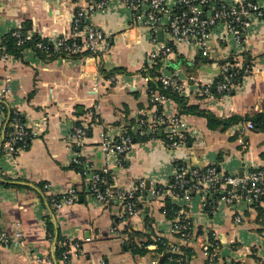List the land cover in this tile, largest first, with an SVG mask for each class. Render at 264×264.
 I'll return each mask as SVG.
<instances>
[{
    "label": "crops",
    "instance_id": "obj_1",
    "mask_svg": "<svg viewBox=\"0 0 264 264\" xmlns=\"http://www.w3.org/2000/svg\"><path fill=\"white\" fill-rule=\"evenodd\" d=\"M91 1L0 0V36L18 28L29 36L69 38L75 8ZM88 24L109 36L108 49L95 57L63 56L44 62L26 49L20 58L0 62V87L10 80L6 104L21 113L28 129L38 132L27 148L8 152L3 145L8 121L0 113V229L12 235L20 223L24 235L21 248L0 247V264H39L35 257L51 253L55 238H48L46 217L60 238L81 245L80 256L72 257L69 264H97L100 259L106 264H139L146 256L147 264H159L151 254L134 257L127 251L113 234L114 225L125 231V236L135 230L160 236L177 247L182 245L170 232L171 222L161 211L163 203L142 198V212L119 221V208L97 201L86 190L85 177L72 168V159L78 154L81 169H101L105 165L101 135L116 138L135 125L143 109H150L144 72L155 64L148 58L155 46L148 30L134 22L119 0H110L103 11L92 13ZM243 36L245 40L237 43L220 24L212 31L206 55L180 44L173 54L158 60L159 77L174 78L183 85L181 95L189 105H197L219 119L264 114V18L252 20ZM162 41H169L166 32ZM243 64L250 71L233 87L232 94H200L198 88H210L222 66L241 68ZM91 107L97 121L88 124L83 144L73 147L72 126L79 125ZM161 110L166 116L181 117L186 125V144L169 149L159 137L133 143L124 165L115 170V187L130 188L140 180L149 181L150 186L166 185L177 162L199 169L215 166L219 176H242L264 169V131L248 129L250 120L224 130L211 129L202 116L180 114L172 100L165 101ZM45 183L56 194L76 189L77 200L49 213L48 191L42 190ZM175 204L184 206L182 201ZM259 205L264 209V199ZM185 209L199 236L190 245L193 255L186 264H204L199 242L210 232L219 244L217 264H264V234L253 205L240 201L229 206L219 201L214 212L207 214L197 194ZM235 216L241 217L239 223Z\"/></svg>",
    "mask_w": 264,
    "mask_h": 264
},
{
    "label": "built area",
    "instance_id": "obj_2",
    "mask_svg": "<svg viewBox=\"0 0 264 264\" xmlns=\"http://www.w3.org/2000/svg\"><path fill=\"white\" fill-rule=\"evenodd\" d=\"M76 1V0H69ZM110 0H93L84 7L75 8L71 22V36L69 38L58 37L50 40L53 48L65 56L78 54L81 51H88L92 57L98 55L101 50L109 47V36L99 29L87 24L89 16L96 11H103ZM129 10L134 22L148 30L149 37L154 43L155 48L149 52L148 58L154 63L157 59H163L173 54L180 44H187L195 47L203 55H206L208 43L212 31L216 26L222 24L225 27L226 35L231 36L237 43L244 41V32L251 26L254 19L264 18V0H119ZM162 30L169 36L168 42L157 40V32ZM12 35L21 44V33L18 28L11 31ZM1 37V36H0ZM30 36H26L29 39ZM1 42V40H0ZM40 44H38V47ZM2 51V52H1ZM9 54L3 51L0 46V62H6L11 58ZM227 65L222 66L220 73L228 71ZM250 71V70H249ZM248 70L245 73H249ZM98 76V73H96ZM163 88L172 87L178 93H182L184 87L174 78L167 75L158 77ZM109 81L113 82L111 78ZM9 79L5 80V85L0 87V104L6 103L5 95L9 92ZM232 88L230 76H224L215 89L217 93L229 91ZM200 94L206 97L213 95L209 91V86L198 88ZM168 99L160 95L157 91L149 96L150 109H143L141 115L137 118L135 125L128 132L124 129L116 138L107 134L101 135V150L104 153L105 165L101 169L92 168L82 169L81 175L85 177V186L97 201L105 206L119 208L118 220L126 217H136L142 212L137 208V203L142 199V192L145 198L153 202H161L164 195L169 197L175 203L182 201L184 206H179L177 216L171 220L170 232L176 236L184 245H190L197 241L199 236L195 232L191 219L186 215V206H188L195 195H199L201 207L204 211L215 203L213 199V190L221 197L219 201L231 206L234 202H244L253 205L257 201L264 199V169H254L246 175H223L219 176L215 166H208L199 169L191 166L180 165L175 167L172 175V183L167 185L166 189L150 186L146 189L145 181H138L133 187L121 189L115 187L114 182L117 179L116 168L124 165L125 156L132 146V137L150 136V140L156 139L158 132L165 136L163 144L166 148H175L186 144L187 133L186 125L179 115L166 116L158 112L157 108ZM0 113L5 117L6 112L0 106ZM12 119L8 122L10 132L6 133V139L3 143L4 149L15 153L19 148H24L32 138L38 135L35 130L28 129L20 120V112L12 109ZM8 114V112H7ZM95 108L91 107L85 111L84 119L79 125L72 126L70 139L73 147H80L86 136L88 124L96 122ZM248 129H252L251 122L246 123ZM72 164L83 166L80 156L75 154ZM85 168V167H83ZM188 177H190L189 180ZM219 186L218 188L216 186ZM227 185L231 189H227ZM42 190L48 191L47 201L49 213H55L63 207L73 205L77 200L76 189L69 188L63 193L50 192L48 183L42 185ZM214 209L215 206H214ZM235 222L241 221L240 216L234 217ZM113 234L124 243L126 236L117 225L112 227ZM264 234V231H263ZM51 235H49L50 237ZM162 237L156 236V241H161ZM24 242L23 229L20 223H17L12 235H7L0 229V247L21 248ZM67 245L68 247L56 255L58 247ZM171 252H180L179 248L172 243L168 244ZM156 245H148V249H154ZM199 247L204 254L205 261L215 263L219 256V244L213 232H210L206 240L199 242ZM81 254V245L78 242H60L55 241L51 248V253L46 257H35L39 264H54V261L60 264H69L72 257H78ZM97 264H106L100 259ZM176 264H181L177 262Z\"/></svg>",
    "mask_w": 264,
    "mask_h": 264
},
{
    "label": "trees",
    "instance_id": "obj_3",
    "mask_svg": "<svg viewBox=\"0 0 264 264\" xmlns=\"http://www.w3.org/2000/svg\"><path fill=\"white\" fill-rule=\"evenodd\" d=\"M84 25L88 24V20L84 21ZM21 33V44H18V40L12 35V32L10 31L7 34H4L0 37V46H2L3 51L9 54L10 56L14 58H20L22 56V53L26 49L32 50L41 60L44 62H49L50 60L57 59L59 57L65 56L64 54L59 53L53 48V43L50 41V39L40 37L38 35H30L29 39H26L27 33L24 32L23 29H19ZM29 36V35H28ZM38 44L40 46L38 47ZM2 52V51H1ZM91 56V54L88 51H81L78 54L69 55L66 56L68 58H80L84 56ZM159 59L155 61V64L151 67H146V72H144V76L148 78L147 81V87H148V94L149 96L151 93L157 91L160 95L165 96L167 99L174 101L177 104V108L179 110L180 114H192L197 116H202L207 120V125L211 129H220L224 130L227 126L237 124L243 120H250V122L253 125V130L258 131H264V114H254L253 116H237V115H231L230 117L226 119H219L215 115H213L211 112L199 108L197 105H189L187 102V99L181 95V93H178L175 91L172 87L163 88L160 81L157 77L160 75V63L158 62ZM250 70V67L246 66L245 64L242 65L241 68L238 67H232L230 66L228 68V71H226L224 74L219 73L215 83L209 88L210 93L213 96L220 97L223 95H230L233 92V87L238 85L243 78V76L246 74L245 71ZM102 72H104L103 69H101ZM230 76V84L232 85V88L229 91H224L223 93H217L216 92V85L223 80L224 76ZM0 106L3 107L4 111L6 112V120L9 122L12 119V108H9V106L6 103L0 104ZM157 111L160 113L162 110L161 108H157ZM8 112V114H7ZM19 120L24 124L23 117L21 113L19 114ZM128 132L131 131V126L126 128ZM11 129L7 127L5 129V135H4V141L6 139V133L10 132ZM155 138H158V134ZM161 140H165V136L159 137ZM150 140V136H143V137H132V144L135 142H148ZM187 142V140H186ZM29 143L25 146L27 148ZM16 153V152H15ZM180 165L187 166L184 163L177 162L175 163V167H178ZM72 168L76 171H78L80 174L82 173L81 166L72 164ZM190 177H188L187 180H189ZM172 183V177L168 184ZM155 185L157 187H161V189H166L167 185ZM221 197L218 193H216L215 190H213V199L215 203L210 205L209 207H206L204 209V212L207 214H212L214 212V206L216 208V201ZM142 198H145V193L142 192ZM163 205L161 207V211L164 213L165 217L169 219L170 221L176 218V214L178 212L179 206H177L175 203H173L169 197H162L161 199ZM260 200L253 204L256 210V222L261 225V229L264 231V209L259 205ZM137 208L143 210L142 203H137ZM148 221V220H147ZM46 226H47V233L48 238L56 239L60 242H66L63 240V238H60L57 233L54 232L52 223L50 222L49 218H45ZM149 222V221H148ZM145 223L146 227L150 229L149 223ZM124 234L125 231H122ZM126 234V233H125ZM49 235H51L49 237ZM177 236V235H176ZM126 241L123 243L124 247L127 251H129L134 257H142L146 254H151L155 258V260L159 264H176L177 262L181 264H186L193 255L192 248L187 245H180L179 251L180 252H171L169 249L168 244L171 243L168 240L162 238L161 241H156L155 237H151L149 234L140 232V231H131L127 233ZM79 243V242H78ZM156 245L154 249H148V245ZM68 246L63 245L62 247H58L56 250L57 257L59 256L60 252L66 249ZM217 259L215 260V263L217 264ZM204 264H211L207 261L204 262Z\"/></svg>",
    "mask_w": 264,
    "mask_h": 264
},
{
    "label": "water",
    "instance_id": "obj_4",
    "mask_svg": "<svg viewBox=\"0 0 264 264\" xmlns=\"http://www.w3.org/2000/svg\"><path fill=\"white\" fill-rule=\"evenodd\" d=\"M157 39L160 42H162V40H163V32L161 30H159L157 32ZM161 135H162V132L159 131L158 132V137H161ZM239 175H241V173ZM145 186H146V189H149V187H150L149 181H146ZM216 187L218 188L219 186L217 185ZM227 189H231V186L227 185ZM141 260H143V261H142V263L139 262V264H147V262H148V256H146L144 259H141Z\"/></svg>",
    "mask_w": 264,
    "mask_h": 264
}]
</instances>
